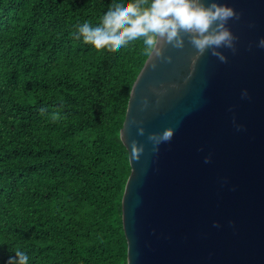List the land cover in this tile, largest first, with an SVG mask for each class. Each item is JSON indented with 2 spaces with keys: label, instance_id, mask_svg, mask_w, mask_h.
Wrapping results in <instances>:
<instances>
[{
  "label": "trees",
  "instance_id": "trees-1",
  "mask_svg": "<svg viewBox=\"0 0 264 264\" xmlns=\"http://www.w3.org/2000/svg\"><path fill=\"white\" fill-rule=\"evenodd\" d=\"M110 2L0 0V264H126L119 130L148 55L74 35Z\"/></svg>",
  "mask_w": 264,
  "mask_h": 264
},
{
  "label": "water",
  "instance_id": "water-1",
  "mask_svg": "<svg viewBox=\"0 0 264 264\" xmlns=\"http://www.w3.org/2000/svg\"><path fill=\"white\" fill-rule=\"evenodd\" d=\"M219 2L238 13L226 61L165 44L132 83L119 130L126 264H264V0ZM165 127L154 151L148 134Z\"/></svg>",
  "mask_w": 264,
  "mask_h": 264
},
{
  "label": "clouds",
  "instance_id": "clouds-1",
  "mask_svg": "<svg viewBox=\"0 0 264 264\" xmlns=\"http://www.w3.org/2000/svg\"><path fill=\"white\" fill-rule=\"evenodd\" d=\"M233 17H238V13L219 0H111L94 22L86 20L77 25L74 35L85 43L107 44L112 48L140 42L143 53L155 58L162 56L165 44L182 48L187 40L196 50V56L208 51L223 62L227 57L220 48L236 50V37L227 27ZM257 44L264 47V37ZM163 58L171 60V57ZM242 95H247V90ZM147 103L144 98L141 108ZM132 123L137 125L139 133H144V128L139 126L141 122L133 120ZM173 134L172 127L149 133L153 150L158 151V146L171 140ZM13 253L5 264H29L26 251L15 249Z\"/></svg>",
  "mask_w": 264,
  "mask_h": 264
}]
</instances>
